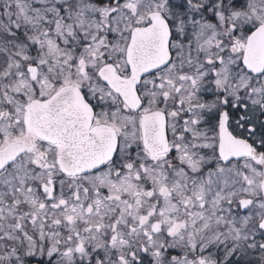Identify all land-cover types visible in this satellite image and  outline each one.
I'll use <instances>...</instances> for the list:
<instances>
[{
  "label": "snow or ice",
  "instance_id": "snow-or-ice-1",
  "mask_svg": "<svg viewBox=\"0 0 264 264\" xmlns=\"http://www.w3.org/2000/svg\"><path fill=\"white\" fill-rule=\"evenodd\" d=\"M0 264H264V0H0Z\"/></svg>",
  "mask_w": 264,
  "mask_h": 264
}]
</instances>
